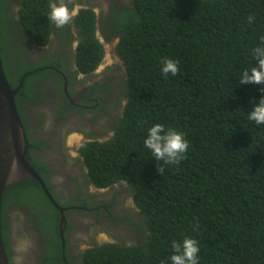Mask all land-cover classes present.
<instances>
[{"label": "trees", "instance_id": "1", "mask_svg": "<svg viewBox=\"0 0 264 264\" xmlns=\"http://www.w3.org/2000/svg\"><path fill=\"white\" fill-rule=\"evenodd\" d=\"M50 2L20 0L17 21L10 1L0 0V57L12 89L23 81L16 103L26 131L25 158L52 192L44 175L49 168L34 154L45 142L33 138L22 108L43 100L32 91L41 73L30 64L14 67L10 57L22 46V34L39 44L49 41ZM132 3L122 13L113 10V26L106 31L108 37L119 36L116 52L127 69L116 98L117 107L124 104L122 116L114 127L108 121L107 138L86 143L80 152L92 185L130 191L138 212L129 219L140 238L95 244L84 251L83 264H171L172 242L185 237L198 241L199 264H264V125L248 119L264 96V85L239 82L243 70L258 64L253 50L264 46V0ZM249 16L255 17L251 24ZM76 23L82 35L76 62L91 72L103 57L95 14L84 9ZM165 58L178 61L176 76L162 73ZM102 85L112 89L108 80ZM101 104L109 116L106 99ZM156 123L182 132L189 141L179 165L156 161L145 148L147 131ZM157 166L163 167L162 176ZM10 205L30 209L34 221L49 230L50 246L61 258V214L37 180L26 179L3 194L9 259ZM109 217L118 224V217Z\"/></svg>", "mask_w": 264, "mask_h": 264}, {"label": "flooded vegetation", "instance_id": "2", "mask_svg": "<svg viewBox=\"0 0 264 264\" xmlns=\"http://www.w3.org/2000/svg\"><path fill=\"white\" fill-rule=\"evenodd\" d=\"M9 1V7H17L14 9V18L18 21L21 7L20 0H15V2ZM132 5V0H71L68 3V7L73 13L72 20L63 28H57L51 21L52 26L47 43L39 44L22 34V46L18 49L15 48L17 50L16 55H14L15 53L10 54V57L15 61L14 67L18 65L27 67L30 64L35 67L36 72L41 73L40 77L33 82L32 91L38 97L43 98V100L37 104L29 103L25 106L23 103L22 105L23 113L26 115L27 122L34 132H32L33 138L37 139V141H42L38 137V134L41 131L47 130L50 134L49 137L53 138L52 149L60 151L59 148L62 147L64 149L62 150L63 153L69 150L67 149V147L69 148L67 141L69 134L76 133L81 135L82 138L80 140L81 144L72 148L77 154L73 158L77 161L79 173L72 175L75 177L69 179L70 184L59 186L60 189H57V186L54 185L55 183L50 178L52 169L49 164L38 157L45 144L43 147L34 150V154L39 158L41 163L49 168V171H45L44 175L52 186L51 193L57 203L66 208L64 213L67 219V226L63 235L65 247H63L61 258H56V254L50 246L52 245V241L49 230L42 228L41 224L34 221L30 209L25 206L10 205L7 212L11 252L10 260L12 264H19L17 261L16 263L13 262L12 256L14 253L20 259L19 261L22 262L20 264H42L44 261L43 264H83L82 256L84 251L95 244H100L97 242L86 247H73L74 239L70 234L72 223L77 219L74 216L76 217L78 213L93 214L94 216L98 214L100 218V212L108 213L109 215L108 207H110V199H105L108 206L103 203V200H94L96 195L91 192V186L94 185L89 182L87 170H84L81 165L83 163V156L80 149L92 140L107 138L108 121L114 127L113 122L118 121L122 116L124 104L122 103L121 107H117L116 98L118 99V93H120L118 84L122 73L124 75L127 69L121 58L119 59L121 63H117L118 67L114 64L110 65L109 52L111 55H117L116 48L120 42V38L117 34L108 37L106 31H111L112 29L113 10L122 13L127 9V6L130 7ZM84 9H91L95 14V35L102 44L103 49V57L100 63L94 70L87 73L83 72L76 62L77 48L82 40V35L76 22ZM8 18L7 21L10 20ZM115 43L117 44L115 45ZM107 44H110L109 51L106 48ZM55 59H58L56 64L53 63ZM113 69H117L118 72H112L111 70ZM33 71L31 70L28 73L31 74ZM105 71L106 73L103 75ZM62 80L64 81L63 83ZM107 80L112 87L111 90H107L102 85ZM105 99L109 106V116L104 115L105 108L101 104L105 102ZM90 112H96L95 119L89 120L88 115L85 116V114H90ZM71 113L74 114L70 115ZM61 114H65V116L62 118ZM97 118H100V120ZM101 118H104V120ZM95 188L97 190L103 189ZM118 188L121 189L122 187ZM11 210L19 211L24 220L29 221L28 226L32 227L31 229L34 231L32 233L35 238L34 244L31 245L32 248L29 247L25 254L20 253L13 246L12 232L15 231L17 225L16 227L13 226L12 219L9 217ZM104 220L99 219L98 222L103 224ZM110 222L112 224L115 223L112 219H110ZM61 241L63 245L62 236Z\"/></svg>", "mask_w": 264, "mask_h": 264}, {"label": "rangeland", "instance_id": "3", "mask_svg": "<svg viewBox=\"0 0 264 264\" xmlns=\"http://www.w3.org/2000/svg\"><path fill=\"white\" fill-rule=\"evenodd\" d=\"M12 2H15V0H12ZM11 8L16 9L17 7ZM116 44L117 43H115V45ZM106 48L109 51L110 44H107ZM108 58L110 65L114 64L118 67V64L121 63L119 62L120 57L114 54L111 55L110 52ZM111 71H116V73L118 72L117 69H113ZM105 73L106 71L103 72V75ZM73 114L74 113H71L70 115ZM87 115L89 120H93L95 119L94 117L96 116V112L85 114V116ZM97 119L100 120V118ZM101 119L104 120V118ZM49 136L50 134L47 130L41 131V133L38 134V137L45 142V146L39 153L40 156L38 155V157L42 158L49 164L52 169L50 178L52 182L55 183L54 185L57 186V189H60L59 186L70 184L69 179H73V177H75L72 175L79 173L77 161L75 158H73L77 154L76 151L72 150V148L79 146L81 144L80 140L82 138L81 135L76 133L69 134L67 138L69 145V148L67 147V149L69 150L63 153L62 150L64 149L62 147L59 148L60 151H55L52 149L51 145L53 138ZM76 137H78V139H76ZM113 187L114 186L97 190L94 186H91V192L96 195L94 200L101 201L103 199L105 200L106 198L110 199L109 213L114 214L116 218L118 217L120 219L118 224L117 220L115 222L117 225L110 222V219L113 218H109L108 213L100 212V218L98 217V214L97 216H94L93 214L78 213L76 217L74 216V218L77 219L73 221L72 228L70 229V234L74 239L73 247H86L97 242L102 244L108 242H118L119 240L124 242H134L140 238L135 228L131 225V220L129 219L132 214H136L138 212V209L136 208V205L134 204L131 197L130 191H123V188H118L119 186H115V188ZM9 217L12 219L13 226L16 227L17 225L15 231L12 232L13 246L16 247L17 251L25 254L29 247L32 248L31 245L34 244L35 238L32 234L34 231L31 229L32 227L30 228L28 226L29 221H25L19 211L11 210ZM94 218L98 220H105L104 223L101 224ZM134 220H136L139 224H142V221L140 219L138 220V217L134 218ZM12 258L14 263H16V261L19 264L22 263L19 261L20 259H18V256L15 253Z\"/></svg>", "mask_w": 264, "mask_h": 264}, {"label": "clouds", "instance_id": "4", "mask_svg": "<svg viewBox=\"0 0 264 264\" xmlns=\"http://www.w3.org/2000/svg\"><path fill=\"white\" fill-rule=\"evenodd\" d=\"M70 2L71 0H67V2L66 0H51L48 19L57 28H63L72 20L73 13L68 7ZM254 20V16L248 17V23L251 24ZM262 41H264V38H262ZM253 59L258 61L257 66L243 70L239 82L245 85H264V46H258L253 50ZM161 71L165 76L168 74L176 76L180 71L178 61L165 58L162 61ZM261 91L264 92V88ZM248 119L254 121L256 125H264V96L248 113ZM143 144L156 161H162L170 165H179L189 149V141L182 132L171 127L166 129L160 123H156L148 129ZM157 171L161 176L164 173L163 167L157 166ZM172 248L175 254L170 257L171 264H199L198 253L200 247L196 239L185 237L182 242L174 240Z\"/></svg>", "mask_w": 264, "mask_h": 264}, {"label": "water", "instance_id": "5", "mask_svg": "<svg viewBox=\"0 0 264 264\" xmlns=\"http://www.w3.org/2000/svg\"><path fill=\"white\" fill-rule=\"evenodd\" d=\"M22 86L23 81L12 89L0 57V264H11L2 232L3 194L9 185L22 180L36 179L51 203L60 211V234L65 247L66 208L57 203L43 178L25 158L26 131L16 103V95Z\"/></svg>", "mask_w": 264, "mask_h": 264}]
</instances>
